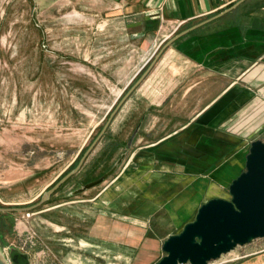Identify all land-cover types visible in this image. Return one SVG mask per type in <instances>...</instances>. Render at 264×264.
<instances>
[{
  "label": "rangeland",
  "instance_id": "rangeland-1",
  "mask_svg": "<svg viewBox=\"0 0 264 264\" xmlns=\"http://www.w3.org/2000/svg\"><path fill=\"white\" fill-rule=\"evenodd\" d=\"M112 2L0 0V208L35 205L72 171L164 46L151 47L147 54L132 47L134 42L120 33L121 24H115ZM169 49L125 102L77 175L29 214L0 212L3 251L16 247L34 254V218L44 208L115 191L125 199L136 198L143 207L146 200L136 195L146 196L153 186L138 183L149 172L141 166L154 158L158 143L184 124L169 113V107L179 111L177 101L162 105L178 86L179 72L170 84L171 67H156ZM195 108L188 104V109ZM112 170L88 194L77 193ZM140 186L145 189L137 194ZM219 187L220 198L230 199L229 186ZM157 228L163 236L183 227ZM255 243L264 246V239ZM248 248L238 247L213 264H236Z\"/></svg>",
  "mask_w": 264,
  "mask_h": 264
},
{
  "label": "crops",
  "instance_id": "crops-1",
  "mask_svg": "<svg viewBox=\"0 0 264 264\" xmlns=\"http://www.w3.org/2000/svg\"><path fill=\"white\" fill-rule=\"evenodd\" d=\"M112 1L121 35L145 54L190 30L156 66L171 67L170 84L179 72L162 105L177 101L179 111L169 113L184 124L141 166L149 172L138 183L153 186L136 195L146 200L142 208L115 191L36 212L31 264L159 262L176 232L161 236L157 226L184 227L244 171L251 143L264 140V0ZM255 242L236 264H264V246Z\"/></svg>",
  "mask_w": 264,
  "mask_h": 264
},
{
  "label": "water",
  "instance_id": "water-1",
  "mask_svg": "<svg viewBox=\"0 0 264 264\" xmlns=\"http://www.w3.org/2000/svg\"><path fill=\"white\" fill-rule=\"evenodd\" d=\"M189 31L182 32L165 43L145 73L117 105L101 133L72 171L43 193L35 205L25 208H0V212L30 213L46 204L67 181L77 175L106 134L117 113L147 78L165 50ZM113 172L112 170L102 178L87 184L77 193L99 186ZM229 194L230 199L214 198L204 203L193 221L187 223L180 232L169 236L162 246L165 256L155 264H208L238 247L264 239V140L251 143L245 169L231 183ZM0 264H31V259L27 252L16 247H9L8 253L0 247Z\"/></svg>",
  "mask_w": 264,
  "mask_h": 264
},
{
  "label": "flooded vegetation",
  "instance_id": "flooded-vegetation-1",
  "mask_svg": "<svg viewBox=\"0 0 264 264\" xmlns=\"http://www.w3.org/2000/svg\"><path fill=\"white\" fill-rule=\"evenodd\" d=\"M138 130H139V126H137V128L135 129V131L132 133V135H131V137H130V139H129V143H130V142L132 143V142L134 141V139H135V137H136V135H137ZM129 143H128V145H127V148H128L129 146H131Z\"/></svg>",
  "mask_w": 264,
  "mask_h": 264
},
{
  "label": "built area",
  "instance_id": "built-area-1",
  "mask_svg": "<svg viewBox=\"0 0 264 264\" xmlns=\"http://www.w3.org/2000/svg\"><path fill=\"white\" fill-rule=\"evenodd\" d=\"M27 214H29V213H27ZM214 262L212 261V262H209L208 264H213Z\"/></svg>",
  "mask_w": 264,
  "mask_h": 264
},
{
  "label": "trees",
  "instance_id": "trees-1",
  "mask_svg": "<svg viewBox=\"0 0 264 264\" xmlns=\"http://www.w3.org/2000/svg\"><path fill=\"white\" fill-rule=\"evenodd\" d=\"M57 193V192H56Z\"/></svg>",
  "mask_w": 264,
  "mask_h": 264
}]
</instances>
